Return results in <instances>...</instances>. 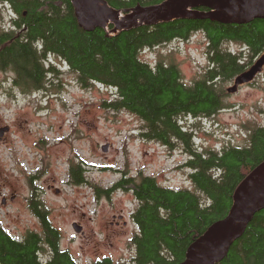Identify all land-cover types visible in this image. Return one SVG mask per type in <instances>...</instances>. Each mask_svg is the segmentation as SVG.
I'll list each match as a JSON object with an SVG mask.
<instances>
[{"label":"trees","instance_id":"1","mask_svg":"<svg viewBox=\"0 0 264 264\" xmlns=\"http://www.w3.org/2000/svg\"><path fill=\"white\" fill-rule=\"evenodd\" d=\"M15 17L0 30V68L15 73L25 90L43 89L58 75L62 59L77 74L80 84L105 85L115 91L106 102L137 116L146 140L188 155L193 188H172L156 177L140 173L122 177L115 185L131 188L138 201L132 217L138 231L133 237L135 264H179L189 246L216 221L226 217L238 186L264 163V124L249 127L247 144L222 148L199 147L183 116L209 117L228 107L224 81L245 70L256 55L264 54V18L245 24L223 23L198 17L176 18L114 32L115 25L93 31L82 28L71 0H2ZM124 12L164 0H106ZM207 10V7H201ZM203 32L207 39L208 66L200 77L186 81L173 61L154 65L141 51L173 39ZM243 45L234 50L228 44ZM246 49V50H245ZM248 52V53H247ZM245 54V55H244ZM248 54V55H247ZM214 62H213V61ZM80 164L72 166L75 183H86ZM100 189V188H98ZM112 188L106 189V192ZM35 208L42 232H31L21 243L12 241L0 226V259L5 264H80L61 247V234L48 212ZM50 253L47 261L41 253ZM108 264H113L108 262ZM217 264H264V209Z\"/></svg>","mask_w":264,"mask_h":264},{"label":"rangeland","instance_id":"2","mask_svg":"<svg viewBox=\"0 0 264 264\" xmlns=\"http://www.w3.org/2000/svg\"><path fill=\"white\" fill-rule=\"evenodd\" d=\"M11 20L10 5L0 2V30L10 27ZM230 45L234 50L242 48L236 42L227 48ZM206 52L205 34L194 32L187 39L145 48L141 58L152 65L161 59L173 61L184 79L192 81L208 66ZM54 60L62 69L43 89L0 88V128L10 126L5 140L0 137V222L11 227L17 238L27 230L42 232L40 220L29 213L27 206L28 200L34 199L59 230L61 247L81 264H94L91 252L95 243L104 240L100 225H109L113 213L123 210L127 214L138 205L132 186L113 185L122 177L144 173L167 187L194 189L191 170L183 149L146 140L137 116L106 103L115 99L114 90L101 84L82 86L67 63ZM12 77L11 70H0V83L4 80L5 87ZM222 83L226 90L233 84L232 80ZM227 93L225 102L229 106L216 114L181 118L192 129L199 147L243 146L248 143V128L264 124V73L255 84ZM78 164L86 183L74 182L71 168ZM3 179L8 180L6 185H2ZM14 193L16 200L8 197L4 205L3 198ZM78 220L84 225V235L73 227ZM136 229L133 220L121 241L113 240L116 247L107 245L103 251H110L116 263L133 264L135 252L130 249L129 235ZM40 256L47 261L50 253L43 251Z\"/></svg>","mask_w":264,"mask_h":264},{"label":"water","instance_id":"3","mask_svg":"<svg viewBox=\"0 0 264 264\" xmlns=\"http://www.w3.org/2000/svg\"><path fill=\"white\" fill-rule=\"evenodd\" d=\"M71 2L80 26L87 31L98 27L106 28L108 24L113 23L114 32H118L144 24L154 25L186 17L208 18L235 24L264 18V0H164L158 4H139L126 12L110 6L106 0ZM201 7L208 9L202 10ZM263 67L264 54L238 74L227 91L237 92L240 85L253 81L262 72ZM8 129V126L0 128V137ZM107 148L104 147L105 150ZM260 166L238 186L228 215L213 223L196 239L189 246L185 259L179 264H217L226 257L231 246L241 238L255 215L264 209V179L261 182H256L255 179ZM73 227L77 232H82L79 223H73Z\"/></svg>","mask_w":264,"mask_h":264},{"label":"flooded vegetation","instance_id":"4","mask_svg":"<svg viewBox=\"0 0 264 264\" xmlns=\"http://www.w3.org/2000/svg\"><path fill=\"white\" fill-rule=\"evenodd\" d=\"M0 2H2L3 4H5V2L2 1V0H0ZM14 19H15V17H12L11 24L14 21ZM5 27L8 28L9 26H2L3 29H5ZM259 56L260 55H258V56L256 55L253 59H248L247 62H250V63L245 67V69L249 68L258 59ZM0 70H4V69H1L0 68ZM9 70H11L12 75H13L12 81L9 83L8 86L5 87V84L6 83L3 80L0 83V88H3L4 87V89L7 90V89H13L14 87H20L19 85H17L15 83V73H14V71L12 69H9ZM262 73H264V67H263L262 72L259 73L257 75V77L260 74H262ZM237 75H235L231 79L232 80V83H234L235 77ZM257 77L253 81H251L249 83H245V84L240 85L239 88H238V91L243 86L255 84ZM237 92H235V93H237ZM8 127H9V129L7 131H5V133L1 137L2 140H5L6 134L8 132H10V126H8ZM7 183H8V180L3 179V184L2 185H6ZM8 197H10V200L11 201L16 200V194L15 193L14 194H10L9 196H5L3 198V204L4 205H6L9 202ZM36 203H38L36 200L29 199L28 200V203H27V206L29 207V213L32 214L34 216V218L40 220V218L38 216V213H37V209L35 208V206L37 205ZM134 211H135V209L134 210H130L127 214H125L123 212V210H121L119 212H115V213H113L112 220L109 221V225H107V226H105V224H101L100 225V227H99V230H100L99 233L103 235L104 240L100 244H96L95 243L93 252H91V255L94 256V262H93L94 264H108V262H112L113 264H120V263H116L115 262V260L113 259V256L111 255V252L110 251L107 250V252H104L102 248L104 246H107V245H109L112 249L116 247V243L117 242H113V240L116 239V238H118V240L121 241V236L125 233V228L128 227V225L134 220L133 217H132ZM20 217H21V213L19 214V218ZM17 221H19V220H17ZM13 222L15 223V220ZM40 222H41V220H40ZM75 222L79 223V225L82 226V232L80 234L84 235L86 232H85L84 225L82 224V222H80V220L75 221ZM0 226H1L2 230L4 231V233L12 241H16L18 243H21L24 239L26 240V238L29 235V233H31V232H37L35 230H27L23 234L22 237L17 238V237H15L13 235V232L11 230V227L4 226L1 222H0ZM137 231H138V228L133 232V234L129 235V239H130L129 246H130V249L134 250V252H135V254L133 256V259H134L135 255H136V248H135V245L133 244L132 240H133V237L135 236V234H136ZM0 264H5V263L3 261H1V259H0ZM121 264H126V263H121ZM133 264H135L134 261H133Z\"/></svg>","mask_w":264,"mask_h":264},{"label":"bare ground","instance_id":"5","mask_svg":"<svg viewBox=\"0 0 264 264\" xmlns=\"http://www.w3.org/2000/svg\"><path fill=\"white\" fill-rule=\"evenodd\" d=\"M256 182H261L264 179V164H262L255 175Z\"/></svg>","mask_w":264,"mask_h":264}]
</instances>
